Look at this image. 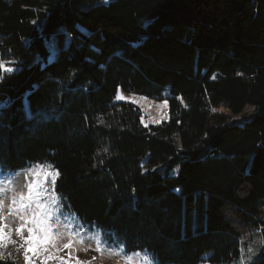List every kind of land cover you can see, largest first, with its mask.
<instances>
[{
	"label": "trees",
	"instance_id": "obj_1",
	"mask_svg": "<svg viewBox=\"0 0 264 264\" xmlns=\"http://www.w3.org/2000/svg\"><path fill=\"white\" fill-rule=\"evenodd\" d=\"M0 59L3 171L151 264H264V0H0Z\"/></svg>",
	"mask_w": 264,
	"mask_h": 264
},
{
	"label": "rangeland",
	"instance_id": "obj_2",
	"mask_svg": "<svg viewBox=\"0 0 264 264\" xmlns=\"http://www.w3.org/2000/svg\"><path fill=\"white\" fill-rule=\"evenodd\" d=\"M117 96H120L121 99H117ZM114 102L131 104L138 108L141 112V123L144 127L159 125L169 119V109L166 101H153L118 90ZM251 113L252 109L246 108L239 117L231 118L240 119ZM34 166L18 172H6L0 168V216L5 218V222L13 230L23 222L20 219L19 197L21 194L25 196L27 194L28 185L33 180L30 170H33ZM40 182L42 183V175ZM13 200L16 203H13ZM33 200L42 201L45 206L43 211L54 214V220L52 221L56 225L53 233L54 242L56 248L62 249L60 255L71 252L73 258L78 257L81 261H91V264H118L115 260H119L121 264H149L150 254L148 252L126 254L121 247L109 245L104 240L101 230L96 226L84 225L75 214L64 207L56 194V190L34 191ZM31 207L36 211H41L36 208L35 203H32ZM57 213L58 215H56ZM24 234L27 235V232ZM11 236L12 240L17 243H8L5 248L0 249V252L17 264H25L23 248L19 247L20 237L15 231L11 232ZM69 241H71L72 247L64 249V244L69 243ZM51 251H55V249H51ZM252 253H242L239 264H246ZM35 264H40L39 258H35Z\"/></svg>",
	"mask_w": 264,
	"mask_h": 264
},
{
	"label": "snow or ice",
	"instance_id": "obj_3",
	"mask_svg": "<svg viewBox=\"0 0 264 264\" xmlns=\"http://www.w3.org/2000/svg\"><path fill=\"white\" fill-rule=\"evenodd\" d=\"M14 61H4L0 59V82L3 81L6 75L12 74L17 69L13 66ZM117 99H121L117 96ZM4 105H0L3 107ZM53 166L37 163L33 170H30L33 175L32 182L28 185L26 196L21 194L19 197L20 219L23 221L14 230L5 222V218L0 216V249L5 248L8 243H17L12 240L11 232L15 231L19 235L21 243L20 248H23V258L25 264H35V258H39L40 264H91V261H81L78 257L73 258L71 252L66 255H60L62 249L56 248L54 242V230L56 225L52 223L54 214L43 211L44 205L40 200H33L34 191H49L55 190L57 180L60 178L59 169L52 170ZM42 175V183L40 178ZM58 199V198H57ZM13 203H16L13 200ZM32 203L36 204V208L41 211L32 209ZM58 215V213L56 214ZM27 232V235L24 233ZM72 247L71 241L64 244V249ZM55 249V251H51ZM251 251V249H249ZM4 259V255L0 252V260ZM95 259V257H93ZM151 264V261H149ZM259 264V261H257Z\"/></svg>",
	"mask_w": 264,
	"mask_h": 264
},
{
	"label": "clouds",
	"instance_id": "obj_4",
	"mask_svg": "<svg viewBox=\"0 0 264 264\" xmlns=\"http://www.w3.org/2000/svg\"><path fill=\"white\" fill-rule=\"evenodd\" d=\"M119 264V260H115Z\"/></svg>",
	"mask_w": 264,
	"mask_h": 264
}]
</instances>
